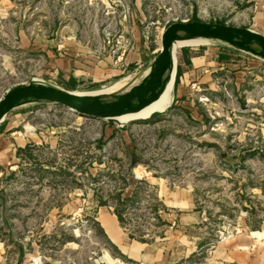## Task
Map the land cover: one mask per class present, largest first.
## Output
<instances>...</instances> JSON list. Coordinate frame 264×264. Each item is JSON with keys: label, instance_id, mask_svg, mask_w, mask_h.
Returning a JSON list of instances; mask_svg holds the SVG:
<instances>
[{"label": "rangeland", "instance_id": "1", "mask_svg": "<svg viewBox=\"0 0 264 264\" xmlns=\"http://www.w3.org/2000/svg\"><path fill=\"white\" fill-rule=\"evenodd\" d=\"M30 1L19 0L0 22V98L43 69L42 58L17 50L14 39L20 26L36 32ZM91 1L66 8L62 0H41L34 16L39 12L45 37L53 17L58 31L77 32L87 54L82 63L113 74L38 83L126 93L147 76L167 26L202 21L254 28L260 0ZM182 44L188 46L175 51L182 69L173 73L171 101L146 119L117 125L51 103L6 113L0 124L19 115L14 130L27 139L17 159L0 169V196L7 197L15 235L26 243L25 264H141L111 243L103 214L115 215L129 241L155 243L165 236L160 216L169 213L171 196H182L184 209L193 202L201 222L186 235L205 241L206 250L239 232L235 219L244 196H253L254 187L264 196V59L219 42ZM204 51L217 53L219 65L211 62L200 77L184 76L190 59ZM179 81L187 89L176 99ZM204 257L198 251L183 264H204Z\"/></svg>", "mask_w": 264, "mask_h": 264}, {"label": "crops", "instance_id": "2", "mask_svg": "<svg viewBox=\"0 0 264 264\" xmlns=\"http://www.w3.org/2000/svg\"><path fill=\"white\" fill-rule=\"evenodd\" d=\"M40 1L29 2L32 6L31 19L37 26L36 32L29 35L20 26L14 35V39L20 42V45L16 47L17 50L35 59L42 58L44 62L42 74H36V79L32 81L45 82L48 78L57 75L64 79H68L70 75L79 74L89 75L95 79L110 77L113 74L112 69H106L104 66L97 68L94 64L92 66L82 63L83 58L87 57L86 52L77 42L82 37L77 32L67 29L68 27L58 31L55 25L57 20H54L53 14L54 27H49L48 36L40 34L39 12H37L38 18L34 16V9L37 8L39 11ZM18 2L19 0H0L1 23L6 22L9 11ZM62 4L66 8L72 6L82 8L91 5L92 1L62 0ZM251 29L264 35V0L257 3L255 25ZM57 40L61 43H56ZM203 53L201 56L190 59L191 64L183 72L184 76L200 77L207 72L211 62L213 65H219L217 53L211 54L206 51ZM186 89L187 85L179 81L174 94L175 98H181ZM22 120L23 118L19 115H15L8 118L4 124H0V169H6L9 163L17 159L19 151L27 145L25 133L14 130L17 123ZM251 191L253 196H244L245 202H240L236 213L235 225L239 228V232L231 238L215 243L212 249L206 250L205 241L186 235L190 228L199 225L201 219L195 211L193 202L190 208L184 209L185 202L182 196H171V201L167 204L171 207L167 209L169 213L160 216L167 225L164 230L165 236L158 242L140 244L129 241L119 227L115 215L109 213L103 214L104 222L101 227L118 251L122 254L128 253L129 259H137L141 264H183L188 258H193L198 251L205 253L204 264H264V196L256 187ZM16 230L11 224L7 197L0 196V264H25L26 243L15 235ZM189 238L190 242L187 240Z\"/></svg>", "mask_w": 264, "mask_h": 264}, {"label": "water", "instance_id": "3", "mask_svg": "<svg viewBox=\"0 0 264 264\" xmlns=\"http://www.w3.org/2000/svg\"><path fill=\"white\" fill-rule=\"evenodd\" d=\"M190 39L224 43L264 59V35L254 29L215 22H176L167 26L161 33L160 52L138 87L123 94L79 95L75 94V91L32 81L7 91L0 98V122L10 109L27 103H51L78 115L117 125L146 119L131 118L121 123L118 117L141 111L157 100L171 70L174 69V75L176 73V50L173 53V45L177 41ZM158 112L155 110L150 115Z\"/></svg>", "mask_w": 264, "mask_h": 264}, {"label": "bare ground", "instance_id": "4", "mask_svg": "<svg viewBox=\"0 0 264 264\" xmlns=\"http://www.w3.org/2000/svg\"><path fill=\"white\" fill-rule=\"evenodd\" d=\"M188 42H191V43L192 42H202V43H204V42H206V40H204V39H190V40L177 41L173 45V53L178 47L188 46V44H182V43H188ZM173 61H174V56H173ZM171 71L172 72H170L168 80L166 81V83H165L160 95L158 96L157 100H155L152 104H150L146 108L142 109L141 111H138L136 113H126V114L121 115L120 117H118L119 122H121V123L126 122L131 118H147L150 116L151 112H153L155 110L161 111L164 107L166 108V106L171 101V90H172V86H173L174 69H172ZM114 88H110L108 90L101 91L97 94L110 93ZM75 94L95 95L96 93L95 94L94 93L88 94V93L75 92Z\"/></svg>", "mask_w": 264, "mask_h": 264}, {"label": "trees", "instance_id": "5", "mask_svg": "<svg viewBox=\"0 0 264 264\" xmlns=\"http://www.w3.org/2000/svg\"><path fill=\"white\" fill-rule=\"evenodd\" d=\"M181 67H180V64H177V68H176V76L179 75V73L181 72ZM136 161V157H133L132 160H131V163L135 162Z\"/></svg>", "mask_w": 264, "mask_h": 264}]
</instances>
